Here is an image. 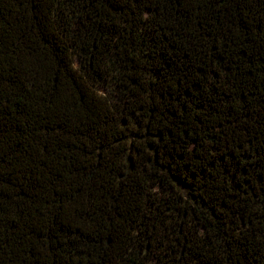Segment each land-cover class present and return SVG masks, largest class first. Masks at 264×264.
<instances>
[{
    "label": "trees",
    "instance_id": "obj_1",
    "mask_svg": "<svg viewBox=\"0 0 264 264\" xmlns=\"http://www.w3.org/2000/svg\"><path fill=\"white\" fill-rule=\"evenodd\" d=\"M0 264H264V0H0Z\"/></svg>",
    "mask_w": 264,
    "mask_h": 264
}]
</instances>
